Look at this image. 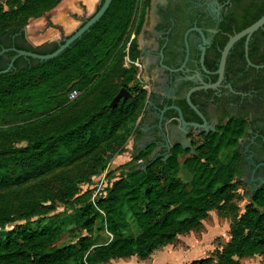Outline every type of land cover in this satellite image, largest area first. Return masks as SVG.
Masks as SVG:
<instances>
[{
	"label": "trees",
	"instance_id": "1",
	"mask_svg": "<svg viewBox=\"0 0 264 264\" xmlns=\"http://www.w3.org/2000/svg\"><path fill=\"white\" fill-rule=\"evenodd\" d=\"M60 1L0 3V35ZM135 3L112 0L58 55L30 57L25 66L0 72V264L145 259L232 199L240 180L238 140L247 132L246 119L235 115L193 140L195 152L176 143L166 157H149L150 145L123 163L95 200L89 189L79 194V185L105 169L138 130L148 98L137 69L124 64ZM58 46L49 41L29 50L46 53ZM122 86L132 97L111 106ZM73 88L80 94L70 99ZM182 167L189 178L179 175ZM56 171L66 172L64 183L49 187L43 179ZM263 252L264 183L233 221L218 261L209 254L186 264H232L233 256Z\"/></svg>",
	"mask_w": 264,
	"mask_h": 264
},
{
	"label": "flooded vegetation",
	"instance_id": "2",
	"mask_svg": "<svg viewBox=\"0 0 264 264\" xmlns=\"http://www.w3.org/2000/svg\"><path fill=\"white\" fill-rule=\"evenodd\" d=\"M102 2L98 0L87 18ZM0 3L6 5L7 0ZM260 12L264 14V0H136L127 28L130 61L125 65L137 69L142 87L148 90L138 124L136 153L153 145L149 157H166L180 143L178 138L167 136L175 125L186 130L193 144L203 131H214L230 116H240L247 121V132L238 140L242 155L238 176L248 177L251 196L264 183V25L248 39L242 35L233 42L222 75L220 72L225 45ZM47 25L63 31L59 24L49 21ZM49 41L60 44L64 40L45 43ZM30 45L34 43L26 25L1 34L0 69L10 65L17 53L14 48L29 50ZM131 51L136 58L130 56ZM21 56L10 69L29 63V58ZM213 83L217 85H209ZM192 88L195 108L187 100Z\"/></svg>",
	"mask_w": 264,
	"mask_h": 264
},
{
	"label": "rangeland",
	"instance_id": "3",
	"mask_svg": "<svg viewBox=\"0 0 264 264\" xmlns=\"http://www.w3.org/2000/svg\"><path fill=\"white\" fill-rule=\"evenodd\" d=\"M33 18H30L27 22ZM126 56L124 57V64H126ZM109 84L111 83L109 82ZM137 134L138 130L130 136L123 150L111 157L105 169L98 174L92 175L89 181L79 185V194L89 189L91 191V199L95 200L98 194L108 184H111V181L120 174L122 164L132 160L134 157L136 152L133 147ZM105 172H107V179L101 181V176ZM179 175L183 178L191 176L190 171L184 167L179 170ZM65 177L66 172L56 171L46 175L43 182H47L49 187L51 185L58 186L64 183ZM240 180H236L235 192L229 202L222 207L219 206L209 210L200 225L178 235L171 243L160 250H156L153 253L154 258L140 262H143V264H186L195 258L206 257L209 254L213 255V259L217 262L219 252L231 240L233 221L244 211L245 204L250 200L246 196V182L242 178ZM97 183L100 184V187H98ZM63 208L64 206L57 202V210H62ZM15 222L8 225H13ZM233 259L235 261L232 264H264V252L244 257L233 256Z\"/></svg>",
	"mask_w": 264,
	"mask_h": 264
},
{
	"label": "water",
	"instance_id": "4",
	"mask_svg": "<svg viewBox=\"0 0 264 264\" xmlns=\"http://www.w3.org/2000/svg\"><path fill=\"white\" fill-rule=\"evenodd\" d=\"M111 1L112 0H103L98 10L89 18H87V16H89L91 12L94 10L95 4L98 2V0H61L53 8L45 11L43 14L39 16L34 17L32 20L26 23V28L29 38L32 41V43H34L35 46L37 47L42 46L46 41L52 39L57 41L63 39L64 41L61 42L55 50L46 53L37 52L28 49H22V48L21 49L14 48L17 51V53L12 57L10 65L6 68L0 69V72L9 71L10 66L13 64L14 59L19 55H24L27 58L34 57L41 60L48 59L58 55L61 51H63L66 47H68L75 39L80 37L83 34V32L89 29L91 25H93L97 20L100 19V17L104 14L106 9L110 5ZM49 21H51L54 24H59L60 26H62L63 31H60L59 33V30L56 27H53L52 25L48 26L47 24ZM81 21H84V23L78 28H76L81 23ZM263 25H264V14H262L257 20L252 22L250 25H248L247 27H245L244 29H242L240 32H238L236 35L232 36L229 39V41L225 45L222 54V59L220 64L221 75L225 64L226 54L229 48L231 47V45L233 44V42L242 35H247V39H248L253 31H255L256 29H258ZM69 33L71 34L68 35ZM209 85L215 86L217 85V83H213ZM194 89L195 88H192L188 92V97H187L188 103L193 108H195V105L191 100L190 94ZM132 95L133 94L126 87L122 86L112 98L110 105L115 106L120 98L126 99L129 96L132 97ZM179 114L181 115L183 125H185L186 121L182 116L181 109H179ZM192 123L195 125H200L197 122H192ZM178 133H180V137L178 136ZM167 136H169L171 139L174 137L178 138L183 148H190L192 152H195V147L193 146L191 139L187 136L186 130L183 129L182 127L175 125L172 131L167 132ZM135 142L133 148L136 152V150L139 149V147H136ZM242 179H244L246 182V196L248 199H250L252 189L247 184L248 177L244 176V178Z\"/></svg>",
	"mask_w": 264,
	"mask_h": 264
},
{
	"label": "crops",
	"instance_id": "5",
	"mask_svg": "<svg viewBox=\"0 0 264 264\" xmlns=\"http://www.w3.org/2000/svg\"><path fill=\"white\" fill-rule=\"evenodd\" d=\"M158 250H160V249H158ZM153 253L151 256H149L148 258H145V259H140L138 256L120 257V258H112L108 262H105L102 264H126V263L143 264V262H140V261H142V260L145 261V260L154 258Z\"/></svg>",
	"mask_w": 264,
	"mask_h": 264
},
{
	"label": "built area",
	"instance_id": "6",
	"mask_svg": "<svg viewBox=\"0 0 264 264\" xmlns=\"http://www.w3.org/2000/svg\"><path fill=\"white\" fill-rule=\"evenodd\" d=\"M128 61H130V60H129V57H128V55H127V56H126V62H128ZM79 94H80V90L77 89V88H73V89L70 91V93H69V98H70V99L76 98ZM101 177H102V178H101V181H103L104 179H107V172H105ZM108 180H109V179H108ZM112 181H113V180H112ZM112 181H111V182H112ZM97 185H98V187H100V184H99V183H97Z\"/></svg>",
	"mask_w": 264,
	"mask_h": 264
}]
</instances>
